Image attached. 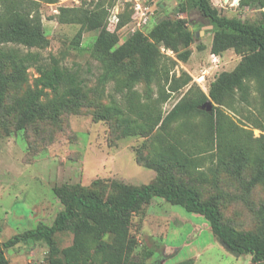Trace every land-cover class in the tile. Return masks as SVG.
<instances>
[{
    "label": "rangeland",
    "instance_id": "1",
    "mask_svg": "<svg viewBox=\"0 0 264 264\" xmlns=\"http://www.w3.org/2000/svg\"><path fill=\"white\" fill-rule=\"evenodd\" d=\"M60 1L40 2L46 38L43 46L27 48L15 43L0 44V50L5 52L12 48L18 53H35L40 62L53 57L59 65L76 71L84 80L82 96L77 98L58 99L46 90L39 99L44 113L21 123L20 115L37 73L33 67H28L19 81L4 85L0 97V242L35 228L39 223L51 225L63 208L54 192L55 187L80 186L97 190L100 184L94 183L97 180L140 186L161 177V168L163 177L170 175L188 184L197 190L202 200L215 198L223 223L263 235L264 183L247 184L254 172L250 165H244L240 174L234 175L201 155L197 167L180 168L173 162L162 161L161 168H155L158 161L153 151L155 129L125 130L119 116L107 110L110 100L123 105V80L138 69L140 58L137 54L121 56L119 52L110 55L102 51L95 39L103 25L115 32L116 46H121L135 31L148 34L152 26L165 17L183 21L185 30L194 34V40L187 46L190 51L187 60L181 61L177 56L185 49L180 43L177 50L160 45L161 84L142 78L133 83L137 102L165 96L159 105L163 114L191 86L207 94L212 81L221 72L231 71L241 55L233 49L213 55L211 25L197 11L185 10L184 0H142L141 9L146 20L139 25L140 12L136 13L127 0H65L61 4ZM209 1L221 16L249 22L264 20V5L260 6L257 1L244 5H239V0ZM98 3H102L104 10L101 23L81 26L80 15L84 10L96 9ZM59 7L75 10L78 20L61 22ZM122 19L128 21L117 28ZM80 27L81 39L74 44V35ZM167 70L169 80L166 82ZM13 72L10 59L0 54V73L11 75ZM181 72L188 73L191 80L172 90L170 83ZM247 83L250 86L249 105L240 101L235 92L231 105L221 108L236 125L251 130L257 137L264 135V109L259 106L261 101L255 81ZM203 119V113H193L188 118L192 124ZM173 125L175 127L176 123ZM208 226L203 216L154 197L130 217L128 233L135 245L132 260L173 264L193 258L194 264H251L250 255L235 256L215 242L211 230L205 229ZM53 239L57 246L65 247L71 244L72 233L58 231ZM47 250L42 241H29L3 248V254L9 264H48Z\"/></svg>",
    "mask_w": 264,
    "mask_h": 264
},
{
    "label": "trees",
    "instance_id": "2",
    "mask_svg": "<svg viewBox=\"0 0 264 264\" xmlns=\"http://www.w3.org/2000/svg\"><path fill=\"white\" fill-rule=\"evenodd\" d=\"M57 1L0 0V44L15 43L27 48L43 46L46 38L42 29L40 2ZM253 1L264 5V0H239L238 3L244 5ZM183 6L185 10L197 11L211 25V52L219 54L233 49L241 55L238 64L231 71L221 72L210 84L207 94L191 86L163 114L159 105L165 96L137 102L133 83L142 78L146 82L161 84L160 45L177 50L180 43L185 49L177 56L181 61H186L190 53L187 46L194 40V34L185 30L182 20L165 17L158 20L148 34L135 31L123 45L116 46L117 35L103 25L95 39L103 52L110 55L119 52L121 56L137 54L140 58L138 69L131 71L127 79L123 80V105L119 106L110 100L107 110L119 116L125 130L144 127L155 129L153 151L158 159L156 169L161 168L162 161L173 162L180 168L197 167L203 155L215 161L217 167L234 175H239L244 165H250L254 172L247 184L264 183V135L254 137L251 130L236 125L221 108L231 105L235 92L240 101L249 105L250 86L247 82L253 80L260 95L259 106L264 109V20L249 22L221 16L209 0H184ZM103 12L102 3H98L92 11L84 10L80 15L81 26L101 23ZM78 16L73 9L59 7L58 18L61 22H75ZM127 21H119L117 28ZM80 39L81 27L75 33L73 43L78 44ZM0 54L10 59L14 71L11 75L0 73V97L4 85L19 81L28 67H33L37 73L34 87L25 100L20 123L29 122L44 113L39 99L46 90L58 99L82 96V77L76 71L59 65L53 57L47 62H40L37 54L18 53L12 48L7 52L1 49ZM167 73L168 70L164 75L166 82L169 80ZM190 80L188 73L181 72L179 77L172 79L170 85L174 90L187 85ZM206 102L211 103L210 110L203 106ZM193 113H203L204 119L192 124L188 118ZM173 123H176L175 127ZM94 183H100V189L65 185L55 187L54 192L63 208L57 212L52 224L39 223L35 228L0 242V264H9L3 248L29 241H42L47 245L48 264H146L141 260H132L131 252L135 245L128 229L132 213L154 197L203 216L216 239L224 243L233 255L248 254L251 264L264 263V234L237 230L223 223L215 198L202 200L197 190L188 184L176 181L170 175L163 177L162 168L161 177L140 186L116 180H97ZM261 210L264 211V203ZM64 230L72 233V242L59 247L53 235ZM173 264H194V259L186 258Z\"/></svg>",
    "mask_w": 264,
    "mask_h": 264
},
{
    "label": "built area",
    "instance_id": "3",
    "mask_svg": "<svg viewBox=\"0 0 264 264\" xmlns=\"http://www.w3.org/2000/svg\"><path fill=\"white\" fill-rule=\"evenodd\" d=\"M75 2H79L80 0H74ZM128 2H130L131 4V7L132 9L137 13L138 11L140 12V16H139V19L140 21H138V25L140 23H145V20H146V17H144V12L142 11V7L144 6L143 5V2L142 0H127ZM65 2V0H61L60 1V4ZM214 55V54H213Z\"/></svg>",
    "mask_w": 264,
    "mask_h": 264
},
{
    "label": "water",
    "instance_id": "4",
    "mask_svg": "<svg viewBox=\"0 0 264 264\" xmlns=\"http://www.w3.org/2000/svg\"><path fill=\"white\" fill-rule=\"evenodd\" d=\"M235 1H237V0H235ZM203 106H206V109H207V110H210V108H211V103H210V102H206ZM220 243H221V245H222L224 248H226V246H225L224 243H222V242H220Z\"/></svg>",
    "mask_w": 264,
    "mask_h": 264
},
{
    "label": "crops",
    "instance_id": "5",
    "mask_svg": "<svg viewBox=\"0 0 264 264\" xmlns=\"http://www.w3.org/2000/svg\"><path fill=\"white\" fill-rule=\"evenodd\" d=\"M206 230H210V227L208 226L207 228H205ZM215 242H217L219 245H221V243L215 238ZM212 244H214V241L212 240ZM208 246V245H207ZM222 246V245H221Z\"/></svg>",
    "mask_w": 264,
    "mask_h": 264
}]
</instances>
